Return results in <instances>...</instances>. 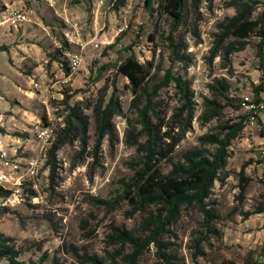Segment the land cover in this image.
<instances>
[{
	"label": "rangeland",
	"instance_id": "rangeland-1",
	"mask_svg": "<svg viewBox=\"0 0 264 264\" xmlns=\"http://www.w3.org/2000/svg\"><path fill=\"white\" fill-rule=\"evenodd\" d=\"M232 1L185 0L183 20L173 31L171 21L158 12L159 0H150L151 13L147 0H0V47L6 48L0 50V140L20 165L15 181L4 185L12 190L15 183L20 184V196L16 200L10 197L3 206L0 200V234L13 238L17 246L39 244V251L33 249L20 260L36 262L46 253L48 261L56 257L63 264H78L71 253H64L65 246L107 258L117 248L110 243L111 226L138 227L143 215L129 217V207L122 200L111 209L94 200H112L122 193L120 181L134 174L137 167L132 161L145 142L138 111L131 108L134 97L128 82L114 76L117 66L133 54L140 63L153 64V83L162 82L167 70L187 83L191 119L177 153L194 147L212 151V146L202 145L198 138L221 132L248 115L232 140L225 174L210 197L219 216L214 227L220 236H210L202 245L206 256L193 259L191 240L204 231L200 214L189 208L163 239L175 244L184 264H244L246 260L262 264L264 213L254 212L264 203V93L258 120L251 121L250 110L244 107L222 109L207 121L200 119L204 101L216 99L211 87H217L219 81L229 85V97L253 101V87L264 79L259 71L258 38L251 37L243 50L227 54L225 47L233 38L217 42L219 24L238 12ZM252 1L249 16L257 20L264 0ZM16 11L25 19L12 27L9 18ZM167 37L182 43L190 62L175 59ZM62 38L71 44L67 54L82 58L80 69L66 84L61 83L59 64L49 60L61 47ZM103 67L106 69L95 80ZM174 84L169 82L158 90L152 99L154 109L148 114L153 122L158 117L180 133L179 122L186 113L177 115L184 100ZM45 96L50 98L46 104ZM67 96L71 97L64 104ZM110 99L116 102L109 108L112 133H101L98 138L93 108L101 101L100 110H104ZM68 107H78L89 116L86 144L73 120L70 138L55 152L51 180L52 164L46 150L55 132L67 125ZM48 125L54 136L43 159L35 134ZM132 131L137 134L134 140L129 135ZM30 158L38 160L31 179L25 175ZM139 264H159L153 247L144 252Z\"/></svg>",
	"mask_w": 264,
	"mask_h": 264
},
{
	"label": "trees",
	"instance_id": "trees-1",
	"mask_svg": "<svg viewBox=\"0 0 264 264\" xmlns=\"http://www.w3.org/2000/svg\"><path fill=\"white\" fill-rule=\"evenodd\" d=\"M122 0H119L121 3ZM252 0H233L232 6L238 10L232 17H226L219 24L220 33L217 35V42L233 38L225 47L226 54L241 51L249 43L248 39L256 37L259 39L257 45V55L259 58V71L264 77V10L257 20H252L249 12L252 9ZM149 13L153 12L150 7V0L146 3ZM185 0H159L158 12L166 16L171 21V29L174 31L181 24L184 16ZM153 37H150L152 41ZM171 43L172 55L180 61L190 62L187 54L184 53L182 43L175 42L173 38L167 37ZM60 48H57L50 56L51 62H57L62 66L63 71L69 74L68 54L71 50L64 38L60 41ZM111 46L108 47V49ZM6 48L1 46L0 50ZM183 54L180 55L179 53ZM106 68H100L95 80H98L101 73ZM153 64L151 62L140 63L136 56L130 54L117 66L114 76H122L128 82V87L133 94L131 108L138 111L139 123L142 126L145 142L138 147V154L132 161L137 167L134 174L127 180H121L122 193L112 200L94 199L95 202L104 209H111L118 201L122 200L129 207V217L135 214L143 215L138 227L127 229L122 226H111L110 243L117 248L108 254L107 258L90 254L84 248L78 249L75 246H65L64 253L70 254L77 260L78 264H139L140 257L151 247L155 250V255L159 264H184L182 258L178 256L175 244L164 240V236L169 233L170 227L175 225L184 215V211L194 208L201 216L200 227L204 232L201 236L191 240L192 258L206 256L204 247L210 236L219 237L220 232L214 227V222L218 220L216 209L210 201L212 190L220 177L225 174L228 150L232 140L243 129V123L247 116H241L238 123L225 126L221 132L207 133L198 138L202 145L212 146V151L189 148L177 153L175 151L180 139L186 130L191 119L190 91L187 83L178 77L171 75L167 70L162 82L153 83L154 76L151 75ZM169 82L175 83V88L184 100L179 109L178 117L186 113L185 119H180V133H175V126L164 124L163 120L156 117L153 122L148 112L154 109L152 99L157 96L158 90L166 86ZM216 92V99L204 101V112L200 119L208 120L217 116L222 109L230 108L239 111L242 108V100L228 96L229 85L224 82L218 83L217 87H211ZM264 93V79L253 87V101L256 106L263 104L261 94ZM66 97L64 104H67ZM221 101H224L221 102ZM223 103V104H222ZM42 106V104H40ZM115 107L116 102L110 99L104 110H100L101 101L93 108V119L95 122L96 135L100 138L101 133H112L110 125L109 108ZM43 107V106H42ZM69 114L66 119L67 125L59 128L55 132V137L47 151L48 158L52 164L50 179L54 174V155L63 145L66 139L72 134L71 122L77 125V130L82 135V142L85 145L86 129L89 123V116L84 115L78 107H68ZM259 111V110H258ZM256 119L257 115H256ZM171 122L173 120L171 119ZM228 130L227 132H225ZM264 134V128L262 127ZM129 135L134 140L137 136L134 131ZM264 183V181H263ZM28 192H31L27 190ZM10 190H5L0 186V197H9ZM264 213V203L260 204L254 214ZM127 249V252L124 251ZM39 251V244L29 243L26 246H17L14 239L0 234V264H26L21 257L33 250ZM27 264H63L58 258L53 257L48 261V256L43 253L36 262L29 260ZM220 264H234L233 262H223ZM244 264H252L246 260Z\"/></svg>",
	"mask_w": 264,
	"mask_h": 264
},
{
	"label": "built area",
	"instance_id": "built-area-1",
	"mask_svg": "<svg viewBox=\"0 0 264 264\" xmlns=\"http://www.w3.org/2000/svg\"><path fill=\"white\" fill-rule=\"evenodd\" d=\"M24 19L25 18L23 14L21 12L16 11L11 14L9 18V22L12 27H18L21 25ZM118 31L121 32L122 29H119ZM94 47L98 48V44H95ZM81 65H82L81 56L77 54H72L68 56L67 67L69 69V74H66L63 71L62 66L60 65V71L62 75L61 83L62 84L68 83V81H70V77L72 76V74L76 73L80 69ZM35 86H37V84ZM49 99L50 98H47V96H45L43 103L46 104ZM262 105L263 104H261L260 106H256L247 97L243 98L242 100V107H244L247 110H250L251 121L256 119L257 111L262 109ZM53 136H54V130L52 125H48L44 128H41L35 134V140L37 143L40 144L41 151L43 152V159L45 156V150L51 143ZM37 169H38V160L34 158H30L26 161L25 175L28 178L30 179L33 178L36 175ZM19 170H20V165L10 157L6 145L0 140V186L3 189H5L4 188L5 184L7 185L10 184L11 181H15V175L18 173ZM19 186L20 184L15 183L14 188L10 190L12 194L9 197H0V200L4 201L1 204L2 206L5 205L6 202L10 201V197H13L16 200L20 196ZM261 263L264 264V257L262 258Z\"/></svg>",
	"mask_w": 264,
	"mask_h": 264
},
{
	"label": "crops",
	"instance_id": "crops-1",
	"mask_svg": "<svg viewBox=\"0 0 264 264\" xmlns=\"http://www.w3.org/2000/svg\"><path fill=\"white\" fill-rule=\"evenodd\" d=\"M68 56H70L69 54H68ZM60 66V65H59ZM58 70H59V73L61 74V71H60V68L58 67Z\"/></svg>",
	"mask_w": 264,
	"mask_h": 264
}]
</instances>
